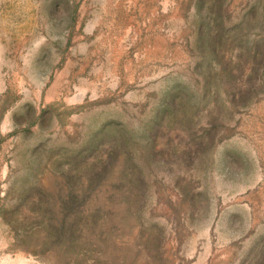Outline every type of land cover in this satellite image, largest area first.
Instances as JSON below:
<instances>
[{"label": "rangeland", "instance_id": "374dc122", "mask_svg": "<svg viewBox=\"0 0 264 264\" xmlns=\"http://www.w3.org/2000/svg\"><path fill=\"white\" fill-rule=\"evenodd\" d=\"M0 264H264V0H0Z\"/></svg>", "mask_w": 264, "mask_h": 264}]
</instances>
